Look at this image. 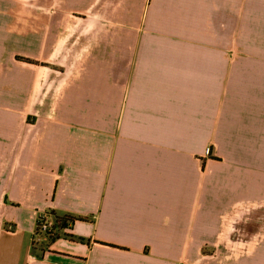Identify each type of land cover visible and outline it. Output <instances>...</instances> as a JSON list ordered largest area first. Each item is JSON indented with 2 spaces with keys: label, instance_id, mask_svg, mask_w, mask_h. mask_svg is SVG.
<instances>
[{
  "label": "crops",
  "instance_id": "0c3cea01",
  "mask_svg": "<svg viewBox=\"0 0 264 264\" xmlns=\"http://www.w3.org/2000/svg\"><path fill=\"white\" fill-rule=\"evenodd\" d=\"M233 258L264 264V0H0V264Z\"/></svg>",
  "mask_w": 264,
  "mask_h": 264
},
{
  "label": "rangeland",
  "instance_id": "374dc122",
  "mask_svg": "<svg viewBox=\"0 0 264 264\" xmlns=\"http://www.w3.org/2000/svg\"><path fill=\"white\" fill-rule=\"evenodd\" d=\"M40 218H38L39 220ZM57 219V218H56ZM54 229H53V232L49 235H52V236H59L60 235V231H61V220L57 219L56 221L54 220ZM37 226H38V223H37ZM243 228V227H242ZM241 228V225L238 227V229L236 230V238H239L240 236V232L242 230ZM243 230L245 231H248L249 233H254L256 232L257 228L254 224H249L247 227H245ZM40 235H44L43 233H40ZM237 246L235 247H238L236 250L234 249L233 251H235L237 254H241L240 251V244H236ZM253 247V245H249V250H251ZM240 257V256H239ZM212 262L214 263V260H209V259H205V260H202L200 261V264H212ZM215 263H218V264H226V263H232V264H240V258H233V259H228V260H222V261H215Z\"/></svg>",
  "mask_w": 264,
  "mask_h": 264
},
{
  "label": "built area",
  "instance_id": "2783aa9c",
  "mask_svg": "<svg viewBox=\"0 0 264 264\" xmlns=\"http://www.w3.org/2000/svg\"><path fill=\"white\" fill-rule=\"evenodd\" d=\"M54 229V222L50 220L47 216L40 217L38 220L37 232L36 234L40 235V233L45 234V236L51 234Z\"/></svg>",
  "mask_w": 264,
  "mask_h": 264
},
{
  "label": "trees",
  "instance_id": "16d2710c",
  "mask_svg": "<svg viewBox=\"0 0 264 264\" xmlns=\"http://www.w3.org/2000/svg\"><path fill=\"white\" fill-rule=\"evenodd\" d=\"M57 219L61 220V226L62 228L66 227L68 222H75L77 219L75 218H69V217H62V218H58Z\"/></svg>",
  "mask_w": 264,
  "mask_h": 264
}]
</instances>
